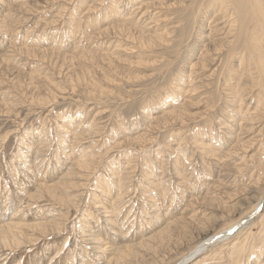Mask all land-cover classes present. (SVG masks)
<instances>
[{
    "label": "rangeland",
    "instance_id": "374dc122",
    "mask_svg": "<svg viewBox=\"0 0 264 264\" xmlns=\"http://www.w3.org/2000/svg\"><path fill=\"white\" fill-rule=\"evenodd\" d=\"M212 1L0 0V224L17 213L22 234L0 264H108L175 221L129 264H176L251 210L264 191L253 0H225L230 14ZM252 224L229 244L247 243L240 264L264 211ZM223 248L190 264H232Z\"/></svg>",
    "mask_w": 264,
    "mask_h": 264
},
{
    "label": "bare ground",
    "instance_id": "6f19581e",
    "mask_svg": "<svg viewBox=\"0 0 264 264\" xmlns=\"http://www.w3.org/2000/svg\"><path fill=\"white\" fill-rule=\"evenodd\" d=\"M244 1V0H243ZM213 3H211V7H213V11L215 12H219L223 13V14H230V10L228 8H230L229 6H233L231 5L232 3H227V1L225 0H213L212 1ZM215 3H217L216 5L217 6H213ZM242 4V3H241ZM248 4V3H247ZM149 5H151L149 3ZM154 5V4H153ZM202 5V4H201ZM250 5V4H249ZM209 6V7H210ZM150 7V6H149ZM252 7V6H251ZM234 7H232L233 9ZM211 9V8H210ZM208 10V9H207ZM236 10V9H235ZM253 35L251 34L249 39L252 41L253 40V47L251 46L252 48V51H253V61L250 62V64H253V71L251 72L253 75V77L251 78V88L253 89V87H264V0H253ZM200 11V10H199ZM230 11V12H229ZM233 11V10H232ZM211 12V11H210ZM209 12V13H210ZM235 12H239L238 10L235 11ZM233 12V13H235ZM213 12H211L212 14ZM214 15V13H213ZM229 16V15H228ZM233 18V17H232ZM238 21V20H237ZM234 22H235V19H234ZM231 23H229L230 25ZM234 24V23H233ZM252 24V23H251ZM212 32V31H211ZM246 32H248L246 30ZM248 34V33H246ZM158 37V36H157ZM164 40V39H163ZM155 41V40H154ZM161 43V42H160ZM250 43V42H248ZM251 44V45H252ZM245 45V44H244ZM219 47V46H218ZM246 47V46H245ZM249 48V47H248ZM213 49V48H212ZM31 52V51H30ZM208 52V51H207ZM245 54V53H244ZM204 55V54H203ZM207 55V54H206ZM205 55V56H206ZM252 57V56H251ZM203 58V57H202ZM246 58V57H245ZM213 60V59H212ZM211 61V60H210ZM215 61V60H214ZM213 62V61H212ZM210 62V63H212ZM241 63H243L242 59L240 60ZM203 63V62H202ZM249 63V62H248ZM196 64V63H195ZM201 64V63H200ZM206 64V63H204ZM258 65V66H257ZM244 66V65H243ZM201 68V66L199 67ZM210 68V66H209ZM244 70V69H243ZM207 71V70H205ZM209 71V70H208ZM244 72V71H243ZM245 73V72H244ZM247 74V73H246ZM242 89V88H241ZM258 88H256V91H257ZM262 89V88H261ZM261 89H259L261 91ZM258 90V92H259ZM196 91V90H195ZM245 93V92H244ZM246 94V93H245ZM193 95V94H192ZM167 98V97H166ZM173 98V97H172ZM243 99V98H242ZM245 100V99H244ZM232 106V105H231ZM235 114V113H234ZM252 117V116H251ZM167 120V119H166ZM254 120V119H253ZM249 121V120H248ZM166 122V121H165ZM71 123V122H70ZM72 124H75L74 122ZM236 124V123H235ZM71 125V124H70ZM228 127V126H227ZM83 138V137H82ZM142 138V137H141ZM140 141V139H139ZM84 157V156H83ZM82 157V158H83ZM88 159V158H87ZM92 159V158H91ZM82 162V161H80ZM78 164L77 166H80L81 167V164H84V166L87 167V165L89 164L88 161H83V163H76ZM83 166V165H82ZM56 169V168H55ZM54 169V170H55ZM82 169V168H81ZM91 169V168H90ZM58 171V170H56ZM45 173V172H44ZM63 178V177H62ZM61 178V179H62ZM63 185V183H62ZM49 191H51V189H47ZM108 191H109V188H108ZM1 192V191H0ZM6 192V191H5ZM49 193V192H48ZM3 195V194H2ZM6 195V194H5ZM106 195V194H105ZM2 197V196H0ZM209 201H206V204L209 202H214L215 199H208ZM69 203V202H68ZM8 204H11L10 205V208L12 209V211H14V213L16 212V204L13 203V201L10 199V201H8V203H6V206ZM253 207L251 208V210L246 213L243 217L241 218H238L236 220H234L233 222H231L230 224H228L227 226L225 227H222L221 229L219 230H213V228L210 229L207 228V230L204 229V231L199 235V237H197L196 239V243L193 244V246L190 248V250L176 263V264H190L192 263L194 260H196L198 257H200L201 255L205 254L207 251H209L210 248H214L215 246L216 247H220V249H222L223 247L225 248L226 247V254H227V257H229L231 260V263L232 264H240V261L242 260V255L246 249V246H247V243L244 244L243 241H240V242H236L234 244H232V246H230L229 244L232 243L233 241H236L240 236H242L244 233H246L247 231V228L252 224V222L256 219V217H258L259 215H261V213L264 211V191L261 192L260 196L258 198L255 199V203H253ZM5 206V207H6ZM14 206V207H13ZM158 206V205H157ZM217 206V205H216ZM68 207V206H67ZM74 207V206H73ZM4 208V207H3ZM106 208V207H105ZM218 208V207H216ZM20 212V206H18L17 208ZM225 210V209H224ZM110 210H108L109 212ZM228 211V209H227ZM111 212V211H110ZM115 212V211H114ZM17 213L14 214V216H11L10 219H8V221L6 223L3 222V220L1 221L2 224H0V244L1 245H4V246H11V245H20V242H19V238H21V232H20V226L21 224H19L18 222H15V217H16ZM1 216V215H0ZM1 218V217H0ZM235 218V217H234ZM211 220V219H209ZM19 221V220H18ZM112 221V220H111ZM186 221V220H185ZM207 221V220H206ZM213 221V219H212ZM94 222V221H92ZM106 222V220H105ZM214 222V221H213ZM258 222V221H257ZM89 223V222H88ZM95 223V222H94ZM99 223V222H98ZM184 223V222H182ZM206 223V222H205ZM207 223H211V222H207ZM186 224V223H185ZM192 224V223H191ZM207 224V226L209 225ZM215 224V223H214ZM259 224V223H258ZM114 225V224H112ZM174 225H179L176 221L175 222H172V223H169L168 225H166L165 227H170L169 228V231L172 233V227H174ZM183 226V224H181ZM181 225H179L181 227ZM204 226V222H200L199 226ZM211 225V224H210ZM253 225V224H252ZM28 228L32 229L33 231H37L41 234H43L46 230V228L48 227L47 224H29V225H26ZM106 226V225H105ZM198 226V224H197ZM200 226V228H202ZM113 227V226H112ZM115 227V226H114ZM213 227H215L213 225ZM24 228V227H23ZM88 228V226L86 227ZM168 228H162L161 230L159 231H162L161 234H163L164 237H161L160 239L157 238L158 236H156L154 238V236L156 234H154L153 236L151 237H148L147 239H143V241H140L138 242L136 245H131V246H122L120 247L118 250H114L113 252H110V258H109V261H108V264H129L130 262H132L136 257L137 255L135 253H137L135 250H134V247H136L137 250H140V249H148L147 246H149L150 243H153V242H163L165 241L166 237H171L172 234L167 233L168 232ZM176 228V227H175ZM25 229V228H24ZM105 230V229H104ZM187 230V229H186ZM27 231V230H26ZM128 231V230H127ZM175 231V230H174ZM193 231V229H192ZM200 231V230H199ZM176 232V231H175ZM181 232H185L182 229L179 228L178 230V233L181 234ZM189 232V231H188ZM195 232V231H194ZM199 233V232H198ZM263 233V232H262ZM127 235V234H126ZM159 235V236H160ZM125 236V235H124ZM245 236V235H244ZM259 236V235H258ZM93 237V236H92ZM179 237V236H178ZM177 238V236H176ZM22 239V238H21ZM93 240V239H92ZM97 240V239H96ZM94 241V240H93ZM91 241V242H93ZM172 241V240H171ZM259 241V240H258ZM95 242V241H94ZM99 243V241L97 242ZM254 243V242H252ZM96 244V243H94ZM129 244V243H128ZM257 244V242L255 243ZM102 243L98 246L101 250V246ZM105 245V244H104ZM164 245V244H162ZM167 245V244H166ZM177 245V244H176ZM151 246V244H150ZM153 246V245H152ZM151 246V247H152ZM175 246V245H174ZM227 246H230L229 248H227ZM163 247V246H162ZM222 247V248H221ZM258 247V246H257ZM133 248V249H132ZM174 248V247H173ZM223 248V249H224ZM109 249V247H108ZM111 249V248H110ZM162 249V248H161ZM104 250V252L107 250L106 247L105 249H102ZM101 250V252H102ZM113 250V249H111ZM153 250V249H152ZM156 250V249H154ZM165 250V249H164ZM218 250V249H217ZM225 250V249H224ZM247 250H249V252L252 254H254V258L255 260L253 261V255L252 254H249V257H246V260L244 259V264H255V262H259L260 258L263 257L264 259V256H261V255H264V236L260 239V247L256 248L253 244L252 246H250ZM159 251V250H158ZM223 251V250H221ZM109 252V251H107ZM161 252H163L161 250ZM253 252H256V253H253ZM148 253V252H147ZM154 253V252H153ZM213 253V252H212ZM223 252V255L225 254ZM210 254V253H209ZM145 255V254H144ZM207 256V254H206ZM213 256L212 255V258L211 259V262H212V259H213ZM216 256L221 260L223 257H222V253H216ZM216 257V258H217ZM143 258V257H142ZM201 258V257H200ZM251 258V260H250ZM209 259V260H210ZM225 259V258H224ZM228 259V258H227ZM263 259L261 261H263ZM142 260V259H140ZM139 260V261H140ZM153 260V259H152ZM136 261V260H135ZM145 261V260H144ZM148 261V260H147ZM197 261V260H196ZM200 261V260H199ZM260 261V262H261ZM137 262V261H136ZM208 260L206 261V258H205V261H202L200 262L199 264H207ZM144 263V262H142ZM147 263V262H146ZM210 263V262H208ZM219 264V263H218ZM260 264V263H259ZM264 264V263H263Z\"/></svg>",
    "mask_w": 264,
    "mask_h": 264
}]
</instances>
